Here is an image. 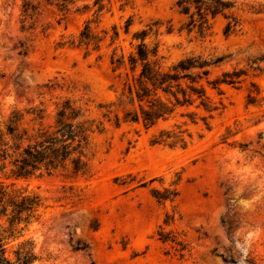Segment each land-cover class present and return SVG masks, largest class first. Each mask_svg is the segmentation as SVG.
Instances as JSON below:
<instances>
[{"label":"rangeland","instance_id":"374dc122","mask_svg":"<svg viewBox=\"0 0 264 264\" xmlns=\"http://www.w3.org/2000/svg\"><path fill=\"white\" fill-rule=\"evenodd\" d=\"M174 1L102 0L98 10L94 0H75L61 11L40 0L23 23L22 0H0V112L43 103L48 122L68 96L87 102L105 127L92 136L87 172L18 182L44 199L28 232L33 264H264V61L250 62L264 53V0H236L239 23L228 35L222 15L203 33L188 31ZM87 20L101 41L86 54L75 44ZM148 27L145 41L158 42L165 65L194 51L231 54L221 69L246 71L235 86L208 89L220 110L209 117L192 106L196 123L178 113L150 128L104 116L126 79L110 56H127L139 41L133 34ZM174 123L191 134L185 148L152 143ZM165 188L177 196L158 201L152 189ZM160 225L179 244L161 241Z\"/></svg>","mask_w":264,"mask_h":264},{"label":"trees","instance_id":"16d2710c","mask_svg":"<svg viewBox=\"0 0 264 264\" xmlns=\"http://www.w3.org/2000/svg\"><path fill=\"white\" fill-rule=\"evenodd\" d=\"M45 1L67 11L75 0ZM39 2L22 0L23 23L37 13ZM101 2L94 0L98 10L102 8ZM174 5L180 13L188 16V31L196 27L203 33L209 18L218 15L227 19L225 35L239 23L235 15L236 0H175ZM89 23V20L84 23L75 44L84 46L86 54L90 49L97 50L101 41ZM150 33L151 27L135 32L133 37L139 41L127 56H116L115 52L110 56L113 70L123 68L126 77L117 99L109 103V109L104 113V116L109 113V120L113 114L116 125L121 122L142 123L145 128H150L178 113L196 123L198 112L188 110L190 107L202 108L209 117L221 109L210 98L209 88L221 92L223 85L235 86L246 75L241 68L221 69L231 54L190 51L165 65L161 61L163 56L159 55L158 42L149 44L145 41ZM116 36L114 28L112 42ZM261 61H264V53L250 59L253 63ZM216 69L221 70L213 75ZM47 117L43 103L13 106L6 113L0 112V264H33L39 259L35 241L28 232L41 217L44 199L40 194L19 186L18 182L58 171L87 172L93 154L92 136L105 129L103 121L91 114L87 102L82 103L81 98L62 97L54 103L48 122ZM190 139L187 128L174 123L171 128H160L152 143L185 148ZM177 194L176 188L152 189V195L158 201L173 200ZM158 235L163 242L179 244L162 225Z\"/></svg>","mask_w":264,"mask_h":264}]
</instances>
